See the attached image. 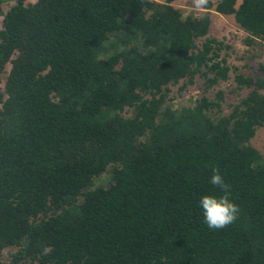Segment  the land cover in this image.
Masks as SVG:
<instances>
[{
    "label": "trees",
    "instance_id": "1",
    "mask_svg": "<svg viewBox=\"0 0 264 264\" xmlns=\"http://www.w3.org/2000/svg\"><path fill=\"white\" fill-rule=\"evenodd\" d=\"M6 1L0 261L6 249L11 264H264V155L249 144L264 126V80L236 73L250 90L227 114L222 91L162 108L168 85L228 79L209 14L183 16L174 0H15L3 12ZM202 7L262 45L264 0ZM213 166L240 209L219 230L199 205L221 194Z\"/></svg>",
    "mask_w": 264,
    "mask_h": 264
},
{
    "label": "rangeland",
    "instance_id": "2",
    "mask_svg": "<svg viewBox=\"0 0 264 264\" xmlns=\"http://www.w3.org/2000/svg\"><path fill=\"white\" fill-rule=\"evenodd\" d=\"M164 2V0H154ZM215 2L216 0H207ZM14 3V0L4 2V11ZM172 4L178 8L183 16L188 14L200 15L208 13L210 17V26L207 35L221 40L227 49L222 52L225 55L227 63L230 67L228 71V79L220 80L208 89L205 88L204 78L201 74H196L193 77V82H187V79L181 80L179 83L168 85V97L166 98L162 108H170L178 111L182 107L193 106L197 98L205 95L209 98H214L217 91H222L224 98L221 100V109L219 114H227L231 112L233 105L238 103L239 99L246 96L250 88H240L235 82L236 73H242L245 77L264 80V41L262 45L253 44L245 45L243 40L246 33L234 21L232 15H222L215 10L203 8L200 0H174ZM2 16H0L1 25ZM202 38L196 40L200 45ZM10 63H7L5 70L8 72ZM210 75V74H209ZM5 77V76H4ZM3 77L2 85L5 82ZM184 84V85H183ZM183 87L180 89V87ZM264 91V88H263ZM126 117H132L131 108L123 112ZM249 144L256 148L264 155V126L256 130L255 135L249 140ZM0 264H11L7 257V250L3 251Z\"/></svg>",
    "mask_w": 264,
    "mask_h": 264
},
{
    "label": "clouds",
    "instance_id": "3",
    "mask_svg": "<svg viewBox=\"0 0 264 264\" xmlns=\"http://www.w3.org/2000/svg\"><path fill=\"white\" fill-rule=\"evenodd\" d=\"M206 2L207 0H200V3ZM211 171L210 182L221 190V194H204L199 200V205L202 208L204 221L207 226L212 230H219L233 224L240 209L230 198V187L222 176L219 167L213 166ZM50 250L49 247L45 246L43 254L47 255Z\"/></svg>",
    "mask_w": 264,
    "mask_h": 264
},
{
    "label": "crops",
    "instance_id": "4",
    "mask_svg": "<svg viewBox=\"0 0 264 264\" xmlns=\"http://www.w3.org/2000/svg\"><path fill=\"white\" fill-rule=\"evenodd\" d=\"M33 2H35V0H25V3H33ZM3 4H4V3H2L1 8H2L3 12H6L7 10L4 11V9H3ZM9 8H10V7H9ZM9 8H8V9H9Z\"/></svg>",
    "mask_w": 264,
    "mask_h": 264
},
{
    "label": "bare ground",
    "instance_id": "5",
    "mask_svg": "<svg viewBox=\"0 0 264 264\" xmlns=\"http://www.w3.org/2000/svg\"><path fill=\"white\" fill-rule=\"evenodd\" d=\"M264 66V65H263Z\"/></svg>",
    "mask_w": 264,
    "mask_h": 264
}]
</instances>
